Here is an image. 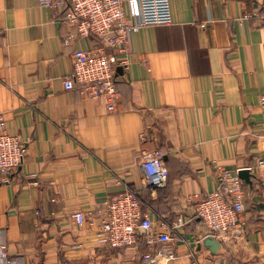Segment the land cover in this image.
I'll list each match as a JSON object with an SVG mask.
<instances>
[{"label":"crops","instance_id":"1","mask_svg":"<svg viewBox=\"0 0 264 264\" xmlns=\"http://www.w3.org/2000/svg\"><path fill=\"white\" fill-rule=\"evenodd\" d=\"M169 7L170 23L140 27L116 54L125 63L113 66L119 97L108 111L102 95L62 83L74 51L100 39L77 35L62 6L0 0V113L26 147L16 172L0 176V242L20 264H142L144 234L105 247L96 218L79 226L72 217L89 218L128 185L150 208L152 231L170 234L151 247L175 256L165 264H264V0ZM155 149L167 171L158 192L143 189L139 164ZM214 164L255 177L251 188L242 182L244 227L209 246L187 196L218 190Z\"/></svg>","mask_w":264,"mask_h":264},{"label":"built area","instance_id":"2","mask_svg":"<svg viewBox=\"0 0 264 264\" xmlns=\"http://www.w3.org/2000/svg\"><path fill=\"white\" fill-rule=\"evenodd\" d=\"M39 4L50 9L63 7V19L75 26L79 36L92 34L100 39L101 47L91 50H75L72 70L64 75L63 87L67 90L77 88L80 93L98 97L103 96L108 111L116 110L119 97L113 66L124 64L116 54L129 50L131 33L142 26L168 24L171 21L169 0H38ZM264 18V11L262 13ZM73 36L69 33L65 42ZM110 50L109 53L107 50ZM264 107V96L260 99ZM26 154L24 141L18 135L7 131L6 120L0 113V176L10 177L22 164ZM164 151L155 149L140 161L143 173V189L155 191L166 180ZM218 181V190L204 195H188L187 200L197 199L193 214L197 217L207 235L221 240L227 233L244 227L243 183L238 175L220 165H213ZM37 185V181L29 182ZM150 208L143 202L142 193L128 185L111 196L100 208L86 218L81 211L72 214L79 226L94 224L97 219L96 240L105 247L121 248L135 245L138 229L145 230L144 239L148 245L142 254V264H160L175 258L164 249L152 252L156 241L170 240V234L152 231ZM182 224L178 218L171 224L174 229ZM0 264H20L17 257L8 254L7 245L0 242Z\"/></svg>","mask_w":264,"mask_h":264},{"label":"water","instance_id":"3","mask_svg":"<svg viewBox=\"0 0 264 264\" xmlns=\"http://www.w3.org/2000/svg\"><path fill=\"white\" fill-rule=\"evenodd\" d=\"M237 175L240 178V180L247 184L250 188L252 187V178L255 177L254 174L251 173L250 169L248 168H242L237 171ZM138 234H145V230L142 228L138 229ZM205 244L209 246H218L220 243L216 241L213 237L209 236L205 240Z\"/></svg>","mask_w":264,"mask_h":264},{"label":"trees","instance_id":"4","mask_svg":"<svg viewBox=\"0 0 264 264\" xmlns=\"http://www.w3.org/2000/svg\"><path fill=\"white\" fill-rule=\"evenodd\" d=\"M159 191V188L156 190V191H152V192H158ZM143 202H145L144 198H143ZM138 236H137V241H138Z\"/></svg>","mask_w":264,"mask_h":264},{"label":"rangeland","instance_id":"5","mask_svg":"<svg viewBox=\"0 0 264 264\" xmlns=\"http://www.w3.org/2000/svg\"><path fill=\"white\" fill-rule=\"evenodd\" d=\"M142 199H143V196H142ZM153 209H154V207H153ZM153 209H152V210H153ZM161 262H162V264H165V262H164V261H161Z\"/></svg>","mask_w":264,"mask_h":264}]
</instances>
